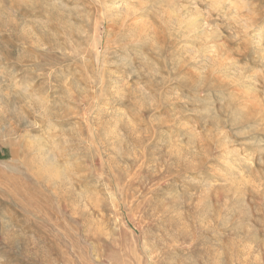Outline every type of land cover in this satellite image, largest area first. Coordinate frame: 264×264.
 Returning a JSON list of instances; mask_svg holds the SVG:
<instances>
[{
    "label": "rangeland",
    "instance_id": "1",
    "mask_svg": "<svg viewBox=\"0 0 264 264\" xmlns=\"http://www.w3.org/2000/svg\"><path fill=\"white\" fill-rule=\"evenodd\" d=\"M245 1L0 0V264H264Z\"/></svg>",
    "mask_w": 264,
    "mask_h": 264
},
{
    "label": "bare ground",
    "instance_id": "2",
    "mask_svg": "<svg viewBox=\"0 0 264 264\" xmlns=\"http://www.w3.org/2000/svg\"><path fill=\"white\" fill-rule=\"evenodd\" d=\"M239 8H240V6H239ZM260 11H261V8H260L259 3L255 2V0H246L244 2V4L241 5L240 10L237 9V12H238L237 16L240 14L242 22H243V26H245L246 28H252L256 24L259 25V24H262L264 22V16H263L264 14L260 15ZM242 14H245V15H242ZM246 14H247V16H246ZM237 19H239V18H237Z\"/></svg>",
    "mask_w": 264,
    "mask_h": 264
}]
</instances>
